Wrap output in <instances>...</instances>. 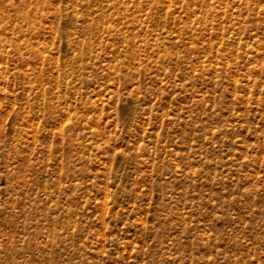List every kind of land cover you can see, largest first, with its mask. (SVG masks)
Instances as JSON below:
<instances>
[{
  "label": "rangeland",
  "instance_id": "1",
  "mask_svg": "<svg viewBox=\"0 0 264 264\" xmlns=\"http://www.w3.org/2000/svg\"><path fill=\"white\" fill-rule=\"evenodd\" d=\"M0 264H264V0H0Z\"/></svg>",
  "mask_w": 264,
  "mask_h": 264
}]
</instances>
